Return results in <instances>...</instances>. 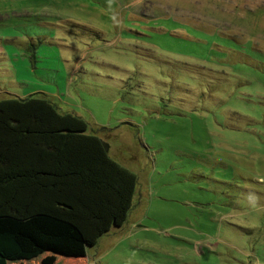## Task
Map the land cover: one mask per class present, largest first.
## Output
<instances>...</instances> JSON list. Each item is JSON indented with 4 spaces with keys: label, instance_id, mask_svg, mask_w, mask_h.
Returning <instances> with one entry per match:
<instances>
[{
    "label": "rangeland",
    "instance_id": "obj_1",
    "mask_svg": "<svg viewBox=\"0 0 264 264\" xmlns=\"http://www.w3.org/2000/svg\"><path fill=\"white\" fill-rule=\"evenodd\" d=\"M35 92L138 185L85 257L16 264H264V0H0V97Z\"/></svg>",
    "mask_w": 264,
    "mask_h": 264
},
{
    "label": "trees",
    "instance_id": "obj_2",
    "mask_svg": "<svg viewBox=\"0 0 264 264\" xmlns=\"http://www.w3.org/2000/svg\"><path fill=\"white\" fill-rule=\"evenodd\" d=\"M137 185L81 115L44 92L0 97V264L85 257L126 223Z\"/></svg>",
    "mask_w": 264,
    "mask_h": 264
}]
</instances>
